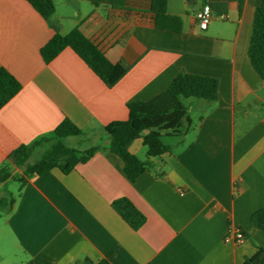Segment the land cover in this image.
Returning <instances> with one entry per match:
<instances>
[{
  "label": "crops",
  "instance_id": "crops-1",
  "mask_svg": "<svg viewBox=\"0 0 264 264\" xmlns=\"http://www.w3.org/2000/svg\"><path fill=\"white\" fill-rule=\"evenodd\" d=\"M76 1L67 17H57L54 3L56 23L48 24L25 0H0V68L20 85L0 109V167L64 119L83 132L67 138V147L107 145L104 127L126 119L128 103L151 100L180 73L216 79L218 98L183 100L191 128L133 182L108 150L27 181L12 211L0 216V264H244L264 249V231L250 222L264 210V80L247 56L262 0H244L241 12L235 0H207L228 23L211 25L225 22L214 18L204 31L196 21L201 2L167 0L180 32L156 28L149 0H124L130 11ZM50 25L65 34L77 28L129 71L107 88L68 48L44 63ZM129 151L146 157L141 139ZM119 198L144 215L139 230L112 209ZM229 227L243 231V244L224 241Z\"/></svg>",
  "mask_w": 264,
  "mask_h": 264
},
{
  "label": "trees",
  "instance_id": "trees-1",
  "mask_svg": "<svg viewBox=\"0 0 264 264\" xmlns=\"http://www.w3.org/2000/svg\"><path fill=\"white\" fill-rule=\"evenodd\" d=\"M48 24L55 12L52 0H25ZM94 5L107 4L114 9L130 11L124 0H85ZM239 12L243 9L244 0H235ZM216 6H211L215 10ZM148 12L154 20L156 28L164 31L180 32L181 20L167 15V0H149ZM51 26V25H50ZM54 35L41 48L40 55L44 63L51 62L61 51L72 50L87 68L94 73L107 88H113L129 71L130 66L123 63L111 64L103 53L82 33L74 28L66 35L51 26ZM247 56L251 66L264 80V0L254 9L250 29ZM20 85L4 69L0 68V109L19 91ZM218 98V81L214 78L187 73L178 74L167 88L149 101H132L126 105L127 117L124 120L112 121L104 127L108 139L105 146H94L79 151L64 144L69 137L83 135L80 128L64 119L49 138H40L28 146H21L8 155L0 167V184L13 179L12 169L24 167L21 173V192L27 181L41 176L53 169L60 171L73 168L87 162L96 152L108 150L123 163L126 179L133 182L150 167L151 159H158L169 152L162 143L163 137H183L191 128V121L183 100L196 99L213 103ZM141 139L146 149L147 161H141L129 151L133 142ZM51 143L39 159L29 163V158L36 148ZM161 174V173H159ZM16 196L6 193L0 198V216L9 214L14 206ZM112 209L133 231H137L145 223L144 215L126 198L112 202ZM251 224L264 231V210H257L250 217ZM89 264H110L105 260ZM244 264H264V249L258 247L255 254L244 261Z\"/></svg>",
  "mask_w": 264,
  "mask_h": 264
},
{
  "label": "rangeland",
  "instance_id": "rangeland-1",
  "mask_svg": "<svg viewBox=\"0 0 264 264\" xmlns=\"http://www.w3.org/2000/svg\"><path fill=\"white\" fill-rule=\"evenodd\" d=\"M76 0H54L56 9H57V17L58 16H62V17H67L68 15H70L72 13V11L74 10L75 6H76ZM187 2V1H186ZM190 5L192 3H189ZM50 21L52 23H56V18L55 17H51ZM225 22H220V21H216V22H212L211 25L213 24H217L220 25L222 23H228V21L224 20ZM68 21H63V27L66 26ZM65 29V28H64ZM65 30L61 31L60 34L61 35H66ZM192 100H196V99H192ZM74 138V140H79L76 137H71V139ZM180 138V137H179ZM177 137H163L162 138V143L164 145H172L175 144V142L179 139ZM70 139V138H68ZM72 141H70L69 143H67V139L64 141V144L66 146H70L72 143ZM81 141H79L78 143H80ZM74 144L76 142H73ZM51 143H47V144H43L41 147L36 148L35 150H33L30 158H29V163H33L34 161H36L37 159L40 158V156L43 154V152L48 149L50 147ZM145 159L147 160V157H142L140 160L141 161H145ZM24 167L21 168H17L18 171H15V169H12V177L13 179H10L8 181H6L5 183H3L0 187V198L7 193L12 194L13 196H16L18 191H19V187H20V182L18 181L21 178V173ZM16 169V170H17ZM3 216V215H2ZM1 219V217H0Z\"/></svg>",
  "mask_w": 264,
  "mask_h": 264
},
{
  "label": "built area",
  "instance_id": "built-area-1",
  "mask_svg": "<svg viewBox=\"0 0 264 264\" xmlns=\"http://www.w3.org/2000/svg\"><path fill=\"white\" fill-rule=\"evenodd\" d=\"M201 2L200 9L196 13L197 26L200 30L204 31L208 28L209 24L214 18L219 20H225L226 17L221 15H216L211 10V6L207 0H196ZM246 237L243 231L238 227H229L228 232L224 237L225 242L233 243L238 246L244 243Z\"/></svg>",
  "mask_w": 264,
  "mask_h": 264
},
{
  "label": "water",
  "instance_id": "water-1",
  "mask_svg": "<svg viewBox=\"0 0 264 264\" xmlns=\"http://www.w3.org/2000/svg\"><path fill=\"white\" fill-rule=\"evenodd\" d=\"M187 2H191L192 0H186Z\"/></svg>",
  "mask_w": 264,
  "mask_h": 264
}]
</instances>
